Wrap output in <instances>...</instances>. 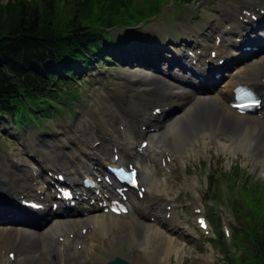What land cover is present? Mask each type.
I'll return each instance as SVG.
<instances>
[{"label": "bare ground", "instance_id": "obj_1", "mask_svg": "<svg viewBox=\"0 0 264 264\" xmlns=\"http://www.w3.org/2000/svg\"><path fill=\"white\" fill-rule=\"evenodd\" d=\"M245 5H236L233 11L235 21L228 26L227 31L215 32L211 41H192L197 43L196 49L188 48L192 51L187 58L192 71L185 68L184 56H177L173 60L181 66L179 69L183 74L187 73L197 79L196 87H192L191 81L183 74L178 76L156 69L152 63L144 60L148 54L130 58L125 63L130 69L123 70L122 75L132 77L129 87L135 89V84L138 85L141 101L136 103V110L131 107L122 117L117 113L111 115L109 122L112 121V125L105 129L106 133L97 130L91 134L100 140L98 146H91L90 143V146L84 148L82 144L77 143L80 149L74 147L76 152L66 156V160L61 156L60 159L42 160L38 163V174L18 166L13 167L16 175L11 176L10 181L0 174V264H87L86 255L92 251L95 256L91 264H105L114 258H120L130 264L117 256L116 251L123 244L136 248L153 243V256L156 255L160 259L167 257L169 253L181 256L184 249L166 234V231H173L177 223L173 200L166 195V188L162 186L168 165H162L161 162L165 161L166 157H170L171 161L180 162L188 146L206 142L202 138L222 141L229 138L232 142L228 147L238 148L246 143L252 149L264 150V117L240 115L228 106L230 90L236 83H245L264 92V83H259V79L264 80V49L262 55L255 58L252 64L246 63L236 67L234 71H231L234 65H230L223 70V75L214 81H211L209 76L211 72L218 71L215 69L218 66L213 61L240 59L242 54H238L239 45L235 40L242 38L243 30L250 27L244 35L255 32L256 25L250 24L248 18L250 14L258 15L257 9L264 11V0H254L252 7L249 2ZM261 32L264 35V30ZM197 50L199 53H196ZM210 51L215 53L211 58ZM158 57L162 58L160 54ZM207 61L213 63L210 70L204 68ZM166 62L169 64V61ZM225 72L228 73L226 81L216 89L215 83L224 77ZM123 104L131 106L127 101ZM173 107L177 108L176 111L168 113ZM155 108L159 111L156 115ZM163 114L164 117L159 120V116ZM116 124L121 128H117ZM79 138L80 141L85 140L82 135ZM139 139L147 140V146L141 152L134 146L139 144ZM112 147L118 155L115 163L130 161L132 158L140 160L146 153L153 161L154 177L139 166V184H143L145 190L141 199L128 194L130 213L127 219H122L121 215L103 213L96 205V200L110 194L108 184H97V194L76 184L80 176L98 175L99 164L113 161L110 151ZM253 165L263 167L264 158L260 164ZM56 169L63 171L66 181L78 191L80 198L77 210L66 215L49 208L50 178L40 176L43 170L45 174L48 170L54 173ZM38 177L43 181L42 186L37 185ZM20 196L35 199L44 205L43 209L32 215L23 212L18 204ZM84 196L87 198L82 199ZM90 199H93V202L90 203ZM161 202H165L164 208L160 207ZM168 204L171 206L167 211L165 205ZM167 212L169 215L165 218ZM159 213L162 214L160 219L166 220L163 222L167 225L164 230L161 229V222L157 217ZM150 216L157 218L149 221ZM40 219L44 221L42 224H39ZM123 226L124 230L120 232ZM82 228L83 233L80 231ZM58 237H61V241H57ZM99 239L103 240L102 243H99ZM145 252L147 253L148 249ZM9 253L12 254L11 259L7 256ZM135 262L133 258L131 264Z\"/></svg>", "mask_w": 264, "mask_h": 264}, {"label": "rangeland", "instance_id": "obj_2", "mask_svg": "<svg viewBox=\"0 0 264 264\" xmlns=\"http://www.w3.org/2000/svg\"><path fill=\"white\" fill-rule=\"evenodd\" d=\"M9 1L17 2L16 0ZM25 1L32 4L37 0ZM231 1L169 2L156 17H149L138 26L133 28L115 26L110 29L109 35L113 41V47L108 54L103 53L109 57V60L105 58L98 63L92 60L93 62L86 71L85 68L81 73L77 71L78 79H73L66 86L68 92L62 93L59 103L51 104L47 111L46 106H43L38 111L18 110L12 118L8 115L2 116L0 163L4 169L0 166V174L10 181V177L16 175L13 167L30 169L27 166L31 164L28 156L31 148L41 152L49 151L48 153L56 150L65 154L75 147L73 139H77V136L82 135L88 138L97 130L106 133L105 129L112 125V121L109 122L111 115L117 113L121 116L120 111L127 108L124 102L127 101L132 106L136 103L135 101H140L138 93L140 96L141 93L137 89L138 85L135 84V89L129 87L132 77L122 75L123 70L130 69V66L125 63L130 58L149 54L151 59L162 64L167 73L180 72L177 69L166 68L164 62L157 60L159 58L157 55L160 54L162 57L174 60L183 53L186 45L196 49L197 43L193 42L201 43L207 37L210 40L213 31L218 32L219 29L216 28H222L220 19H229L228 16L223 15L222 10L226 9ZM236 1L240 6H246L245 4L249 2L250 7L254 2V0H243V4H240L242 0ZM5 2L6 0H0V4ZM56 9L63 22L66 18L70 19L68 7L58 3ZM167 38L172 41H166ZM144 42L147 43L146 46ZM126 46L130 48L128 51L119 50L120 47ZM160 49L163 50L160 51ZM254 60L250 58L247 63L252 64ZM224 74L223 78L227 79L228 73ZM222 83L221 80L214 86L218 89ZM261 114L264 116V110ZM14 131L22 133H14ZM204 139L205 143L187 147L183 160L174 161L170 165L171 173L166 179L165 187L170 191L169 197H172L175 202V212L180 223L174 226L177 231L176 235L183 242L178 241L170 232L166 231V234L174 238L182 250L184 249L181 256L169 253L163 259L156 255L154 257L153 243L136 248H129L128 245L123 244L116 251L117 256L124 258L130 264L133 258L136 261L135 264L262 263L260 260L251 258L254 252L251 239L264 230V210L259 211L255 206L264 205V166L254 167L253 165L261 163L264 150L252 149L246 143L238 148L228 147V144L232 142L229 138L224 140L226 143L220 139L202 138ZM11 151L15 155L11 153V156ZM13 159L16 161H12ZM62 159L66 160L67 157ZM42 160L44 159H40L39 162L41 163ZM20 161L26 166L18 163ZM142 164L141 166L154 177L149 160ZM231 178L234 181L233 185L229 182ZM196 206L200 209V213H196L198 209ZM197 214L208 217V227L203 232L195 229L194 218ZM127 218L128 216L122 217V219ZM156 218L154 216V219ZM176 223L178 224L177 218ZM124 227L120 232L124 230ZM223 227L227 229L225 236L223 233L219 235V230L222 232ZM102 241L99 239V243ZM146 249H148L147 253ZM94 256V251L88 253L87 264L92 263Z\"/></svg>", "mask_w": 264, "mask_h": 264}, {"label": "trees", "instance_id": "obj_3", "mask_svg": "<svg viewBox=\"0 0 264 264\" xmlns=\"http://www.w3.org/2000/svg\"><path fill=\"white\" fill-rule=\"evenodd\" d=\"M16 1L0 4V115L10 116L21 109L38 111L59 103L61 93L68 92L66 86L78 79L80 67L109 58L106 54L113 47L110 29L138 26L170 2ZM58 3L68 7L70 19H60ZM255 206L264 210V205ZM253 237L251 258L264 264V230Z\"/></svg>", "mask_w": 264, "mask_h": 264}, {"label": "water", "instance_id": "obj_4", "mask_svg": "<svg viewBox=\"0 0 264 264\" xmlns=\"http://www.w3.org/2000/svg\"><path fill=\"white\" fill-rule=\"evenodd\" d=\"M108 264H125V263L120 261V260H118V259H116V260H114V261H112V262H110Z\"/></svg>", "mask_w": 264, "mask_h": 264}]
</instances>
